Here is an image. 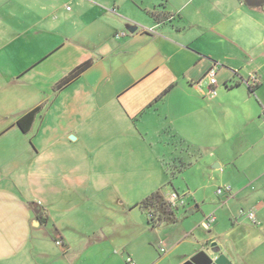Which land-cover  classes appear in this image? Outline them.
<instances>
[{"label": "crops", "instance_id": "obj_1", "mask_svg": "<svg viewBox=\"0 0 264 264\" xmlns=\"http://www.w3.org/2000/svg\"><path fill=\"white\" fill-rule=\"evenodd\" d=\"M87 61L77 79L57 87ZM215 65L212 86L207 73ZM49 101L69 120L63 144L72 137L89 147L82 127L103 125L97 162L104 175L74 152L60 161L53 148L32 143ZM37 107L23 132L18 120ZM178 147L189 157L177 155ZM119 152H132L133 160ZM168 161L178 164L185 189L149 185ZM198 163L192 182L187 175ZM123 164L135 168L134 207L145 214L141 186L166 197L177 191L185 204L193 198L178 230L182 240L165 256L144 260L138 253L134 210L114 191L134 173L112 171ZM226 185L233 193L219 195ZM96 189L113 190L105 199L115 208L86 210ZM241 210L254 212L258 223ZM209 215L215 220L206 229ZM144 226L157 228L148 217ZM212 245L232 264H264V5L0 0V264H129V257L182 264Z\"/></svg>", "mask_w": 264, "mask_h": 264}, {"label": "rangeland", "instance_id": "obj_2", "mask_svg": "<svg viewBox=\"0 0 264 264\" xmlns=\"http://www.w3.org/2000/svg\"><path fill=\"white\" fill-rule=\"evenodd\" d=\"M55 106L51 103V101L47 102L44 106V110H43V114L42 116H44V120L41 123L40 121L38 122L36 127H41L40 130V134L38 137H34L33 135L30 136L32 138V143L35 145L36 143L38 145H41L43 147L48 146L49 149H52L56 152V154L58 155V158L60 161H62L63 159H67L69 152H74V156L76 157V159H89L90 161H92V165H96L97 168H93L92 172L94 170L96 171H100L101 173L105 170L104 168H99L98 166V160L100 159L102 153L101 151H99V144H100V140L102 138V135L100 134L102 129H103V125H99V123H96L94 126L92 125H86L85 127H82L84 130H86L87 133V143L89 144V147H86L84 145H82V143L79 144L76 142V140L72 137H70L72 139V141H67L65 143L68 144H63L61 142L60 139V134L61 132H63V130L68 129V127L70 126L69 124V120L66 117H59L58 114L55 111ZM41 123V124H40ZM35 132V131H34ZM94 132V133H93ZM39 140H42V143H39ZM69 148V149H68ZM183 148L178 147V151H177V155H182V156H186L189 157L188 153L186 151H184ZM118 155L121 154H125L127 155V159L123 157V159H125L124 161L127 160H133V158H130L128 155H131L132 152H119L116 153ZM194 155H197V153H193ZM195 158V157H194ZM198 159V156L196 157ZM195 158V160H196ZM169 163H167L166 165L167 168L165 166H163V169H155L156 172L154 173L153 171V175L152 177L149 178V185L151 186L153 183V186L155 185L154 188H157V186H165L166 190H169L171 188H173V186L175 185L177 188H179L180 190H183L186 188L185 185V180L182 174L179 173L178 169L175 167L174 162L168 161ZM124 163V162H123ZM128 164V166H131L132 164H129V162H125ZM199 164V163H198ZM208 164H210L208 162ZM173 165V166H171ZM178 165V164H177ZM122 166V165H121ZM124 166V167H123ZM122 167H118L117 169H112V171L117 172L118 174L120 172H127L128 170L133 171V175H129L127 174V177L124 176V174H120L121 177L124 176V180H123V184H119V189L114 190L115 193L118 192L119 196L122 195L123 201L128 204L129 208L131 207V209L134 210V215H135V238L138 239V241H140L142 244L140 246H142L141 248H139V255L142 256L144 258V260L148 259V258H153L154 256L156 257H160V256H165L166 254L161 251L162 247H164V251L165 248L169 251H171L172 249H170L172 244H178V242H180L182 240L181 234L178 232V230H180L181 228V224L180 223H184L185 218L183 215V213H186L184 211L185 208H188L189 205H191L193 203V198L190 197V199H187V203L184 206H181L179 209V216H180V221L179 223H162L160 225V227L155 228L153 231L150 230L148 231L146 226L147 223V217L148 214L143 213L139 208H135L134 204H135V168L134 167H127V165L123 164ZM200 164L198 165V168H193L194 170H192V172H190V174L187 175V177L190 178V180L193 182V178L195 176V174L199 175L200 169H199ZM197 167V165L195 166ZM161 170L163 171L161 173ZM194 171V172H193ZM107 172V171H106ZM105 173V172H104ZM104 173H102V175H104ZM195 173V174H194ZM101 176V174H98ZM123 175V176H122ZM186 176V175H185ZM162 178V180H161ZM126 181H131V183H127ZM196 182H199L198 179H196ZM201 183V182H200ZM147 188V187H146ZM142 186L139 187V191L136 192V195H141L143 197H141L140 201H142L143 199H145L146 197H148L150 194H152L153 192L156 191V189H154L153 191H150V193H148ZM144 189V191H143ZM113 190L108 189V190H101V189H96L92 191V197L89 201H86L84 204V208H86V210L90 211L91 213H96L105 209H109V208H115V206L117 205V203L111 201V200H106V195L110 192H112ZM139 201V202H140ZM130 204V205H129ZM184 211V212H183ZM194 219L191 218L188 223L184 224L185 226H191L194 223ZM200 231L201 233H207L203 227H200ZM58 242V241H57ZM61 242V241H59ZM62 243V242H61ZM149 243V244H148ZM187 242H182L180 245H183L181 250L184 249L185 245ZM144 245V247H143ZM170 246V247H169ZM169 254V253H168Z\"/></svg>", "mask_w": 264, "mask_h": 264}, {"label": "trees", "instance_id": "obj_3", "mask_svg": "<svg viewBox=\"0 0 264 264\" xmlns=\"http://www.w3.org/2000/svg\"><path fill=\"white\" fill-rule=\"evenodd\" d=\"M90 66L91 61L84 62L77 66L57 84V87L62 88L68 85L70 82L77 79ZM40 111L41 107H37L18 120V126L23 132H29ZM138 206L147 212L148 221L153 227H159L162 223H177L180 220V217H178L180 208L170 206L167 197L164 196L160 190L153 192L143 199L138 203ZM149 213H152L153 217H149Z\"/></svg>", "mask_w": 264, "mask_h": 264}, {"label": "built area", "instance_id": "obj_4", "mask_svg": "<svg viewBox=\"0 0 264 264\" xmlns=\"http://www.w3.org/2000/svg\"><path fill=\"white\" fill-rule=\"evenodd\" d=\"M122 34L125 35L126 33H122ZM216 73H217V66L216 65L211 67L207 73V76L209 77V80H210V84L212 86H215L217 83ZM253 80H254L253 81L254 83H255V81H257L256 78H254ZM216 93H217L216 89L212 88L211 89V95H215ZM217 193L219 195H222V194L231 195L233 193V188L230 185L220 186L217 189ZM167 201L170 204V206H172L174 208H180L181 206L185 205V200L183 199V196L177 191H172L167 196ZM240 212H241V214H245L251 220L252 223H258L254 212L244 211V210H241ZM149 217H153V214L149 213ZM214 220H215L214 215L207 216L204 219V221L202 222L204 228L209 229ZM57 244L61 245L62 243L58 241ZM162 251H164V249H162ZM127 261L129 262V264H135L134 261L132 260V258H130V257L127 259Z\"/></svg>", "mask_w": 264, "mask_h": 264}, {"label": "water", "instance_id": "obj_5", "mask_svg": "<svg viewBox=\"0 0 264 264\" xmlns=\"http://www.w3.org/2000/svg\"><path fill=\"white\" fill-rule=\"evenodd\" d=\"M249 6L260 7L264 5V0H244ZM137 27L130 28V32H135ZM182 264H232L230 259L220 252V247L212 245L209 250H201L189 257Z\"/></svg>", "mask_w": 264, "mask_h": 264}]
</instances>
